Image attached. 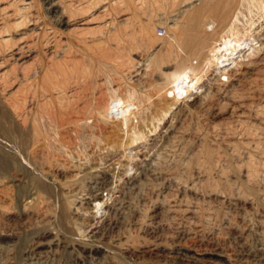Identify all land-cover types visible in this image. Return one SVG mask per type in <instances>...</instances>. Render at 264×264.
Instances as JSON below:
<instances>
[{
    "label": "rangeland",
    "instance_id": "obj_1",
    "mask_svg": "<svg viewBox=\"0 0 264 264\" xmlns=\"http://www.w3.org/2000/svg\"><path fill=\"white\" fill-rule=\"evenodd\" d=\"M24 1L18 0L17 4L22 5ZM30 1H33V8L27 10L28 16L34 14L32 18L37 16L41 23L54 26L43 1ZM61 1L62 6L67 8V16H73L76 23L60 29L63 39L73 43L75 54L78 55L76 57L81 56L80 51L76 53L80 49L78 38L81 33L108 19H114L109 27L115 33V39L106 44L108 48L105 47L113 58L109 67L122 68L121 65L130 58L141 61L142 65L141 62L137 65L136 72L131 69V73L128 67L127 73L119 69L126 73L121 74L124 75L121 78L125 83L138 85L145 94L155 92L152 99L159 104H169L175 100L172 91L177 81L169 76L174 73L177 64L166 67L162 54L168 51L169 42L174 39L187 13L200 1L191 0L194 5L188 0L187 3L185 0H142V3L141 0H119V3H113V0ZM136 1H140L139 4ZM104 4L107 6L106 15L100 13V7ZM86 18L92 19V24H83L81 20ZM138 24L146 25L149 34L133 33ZM23 27L22 32H28L34 25L29 21ZM132 33L134 39L130 38ZM255 33L256 40L251 47H263L259 50L262 52H259L260 58L259 53L256 57L264 59V20L257 25ZM135 38L139 48L130 49ZM17 41H20L18 45L31 44L33 36L30 34ZM14 43H11L12 47H15ZM5 48L10 47L4 45ZM43 51L45 53V46ZM17 52L14 50V53ZM9 55L7 64L0 67V72H5L4 80L0 81V90L6 88L3 96L11 93L12 103L27 96L25 109L30 113L33 103L35 106V101L32 104L29 101L32 99L31 87L25 83L21 87L18 83L20 79L32 78L34 75L33 60L24 58L25 63L20 65L16 60L18 56L9 58ZM242 60L239 57L236 64L234 62L225 69L230 71L228 73H235L239 68L237 62ZM259 70V75L252 78H230L229 81L219 78L224 73L223 69L213 71L209 78L174 104L172 112L162 122L154 121L150 127L144 124L143 130L147 134L144 140L127 148H112V144L108 145L111 149H107L105 141L101 145L99 143L100 146L93 141L95 144L91 143L88 148L91 156L89 162L81 160L78 155L76 157L77 152H73L77 151L76 148L70 146L74 157L67 154L57 156L59 158L56 161L46 165L47 175L36 174L35 163L42 145H36L39 149L33 146L30 127L18 122L1 102L0 264H188L187 256L216 248L227 254L225 256L230 264H253L250 253L264 252V119L259 113V109L264 107V66H260ZM121 78H118V82L123 80ZM125 83L122 82L124 87ZM20 87L24 89L21 91ZM123 94L122 91V97ZM14 95L17 96L16 101ZM133 99L138 103L144 100L137 97ZM130 103L124 106L126 110L131 107ZM155 125L157 131L153 130ZM112 127L115 128L116 123L107 125L109 131H113ZM19 133L24 134L22 149L19 135H16ZM125 140L126 136L124 144L127 142ZM101 146L106 149H101ZM144 166L154 172L142 177L138 190L130 189L128 183L140 176ZM21 167L26 168L27 172L21 171ZM18 172L23 175L19 184L10 181ZM30 174L40 182L32 181ZM46 184L52 189L50 194L38 189L39 185ZM18 189H24L28 195L19 204L15 201ZM26 204L28 210L24 208ZM63 209L69 212L65 222L61 219ZM36 211L38 213L35 215ZM46 229L61 235L70 246L98 245L106 247L109 252L105 257L84 253H72L71 256L67 249H62L57 259L47 263L27 260L26 250L34 240L43 236ZM2 232L5 235L17 233L19 243L7 246V239L2 237Z\"/></svg>",
    "mask_w": 264,
    "mask_h": 264
},
{
    "label": "bare ground",
    "instance_id": "obj_2",
    "mask_svg": "<svg viewBox=\"0 0 264 264\" xmlns=\"http://www.w3.org/2000/svg\"><path fill=\"white\" fill-rule=\"evenodd\" d=\"M42 1L44 5L47 6V14L49 15V19L51 22H53L54 26H48L45 23H41L37 16L36 18H32L34 15L33 13V15L31 14L32 17L28 16L29 13L27 14V10L33 8V1L31 2L30 0H26L23 4L21 3L22 5H19V3L17 4L18 0H0V67L4 66V64H7L6 62L10 60L7 57L10 52L9 58L18 56L16 60L20 65L25 63L24 58L33 60L32 65L34 75L32 76L31 74L32 78L20 79L18 85H21V87L22 85L25 86L26 84L30 85L32 90V95L30 93L32 99H30L32 101H29L30 104L35 101V106L33 103L32 109L31 107L29 108V110L31 109L30 113H27L25 109L26 103H28V99L26 98L27 96L24 97V95V98L18 99V102L12 103L13 97L11 98V93H8L9 96L7 94L6 96H3L5 94L4 89L6 88H2L3 92H0V103L2 102L4 104L3 106H5V108L7 107L9 112L13 113L14 117L18 120V122H21L24 127L27 125L30 127L28 128L30 129V136L33 137V146L38 147L36 145H42L40 149L38 147V160L35 163L37 167V173L34 171L36 174L39 172V174L47 175L48 173L46 165H49L50 162L56 161L55 159H58L59 157L57 158V156L59 155L61 157L62 155L67 154L69 157H74L75 154L71 153L73 150L70 152L72 146L73 148H76H74L75 150H77L73 151L74 153L77 152L75 155L76 157L78 155L81 160H88L89 162L91 156L88 154V148H90V144L93 141L95 143L97 142L98 145L99 143L101 145L102 141H105L106 147L112 144L110 146L112 148L113 146L117 148H123L125 146L127 148L130 145L144 140L147 134L143 130V125H146L147 123V126L150 127V124L154 123V121L162 122L173 109V105L178 103L179 100L184 99L186 93L192 92L197 87V85L202 83L206 78H209L210 73L213 71H221V69H223L224 71L222 72L224 73H222V75L220 74L221 76L219 78H225L224 80L228 79L229 81L230 78L233 80V78L237 79L238 77L243 79L257 76L260 72L259 67L264 66V63H261L264 61V59H258L256 57L258 53L261 52L259 50H262L263 47L262 49L260 48L261 46L258 48L251 47L252 43L256 40L255 30L257 25H259V23L264 20V0H198L200 3L196 5H194V2H191V0H188V3H191L194 6L190 9L191 11L187 13L188 15L184 18L181 26L175 33L174 39L169 42L168 51L162 54L163 64L166 67H169L170 64H177L176 70L171 76H169L170 78H175L177 81V84L172 91L176 98L172 103L159 104L157 101L152 99V95H154L155 92L151 91L150 93L146 94L142 93L138 85H133V83L130 81H128V83L130 82L132 85H128L125 83L124 79L121 78V76H124L121 75L123 71H126L127 73V67L129 68L128 71L131 72V69H133L132 71L136 72V67L141 61L137 62L134 59V63V61L130 58L125 64L123 63L121 65L122 68L109 67V63L111 62V59L113 60V58H111V53L107 52L105 47L107 46L108 48V45L106 44H110V42L115 39V33L109 27L112 25V22H114V19H108L99 25L92 27L89 29V31L81 33L80 38H78L80 49L78 47L79 50L77 49L78 51H76V53L80 51L81 56L76 57L78 55L75 54L73 43L65 41L62 37L63 33L60 31V29H63V27L68 28L76 24L74 22L73 16H67V8L62 6L61 0ZM186 1L187 0H185V2ZM112 2L119 3V0H113ZM138 2L137 4H139ZM100 9H102L100 13L102 12L101 14L106 15L107 6L104 4V6L102 5ZM89 19L90 18H86L82 19L81 21L84 22L83 24H92V19ZM29 21L31 25H34V28L28 29V32H22V29L24 28L23 26ZM146 31L148 32L146 25L138 24L136 25L133 33L137 34L140 32L149 34ZM133 33L130 36L131 39H134ZM30 34L33 36V41L31 44H17L20 42L17 40H21ZM87 34L91 36L87 37ZM18 36H21L20 39L17 38ZM12 42H15L13 44L15 47L11 46ZM4 45L10 48L3 49ZM43 46H45V53H43ZM136 47L139 48L138 40L135 38V41H133V43L130 45V49H135ZM14 50L18 52L14 53ZM247 52L249 54H246ZM6 53H8V55ZM260 55L261 54L259 53V58ZM239 57L240 59L244 60H242L240 63L237 62L238 64L236 66L239 67L237 71L235 73H228L230 71L227 72L225 68L232 63L234 64V62L236 64V59ZM140 64L142 65V62ZM140 66L138 67L140 68ZM148 67H150V65ZM119 69H123V71L121 72ZM137 74L139 73L137 72ZM4 76L5 72H0V81L4 80L2 79ZM148 76L149 73L147 77ZM129 77L130 76L126 77V79ZM118 78L123 80L118 82ZM122 82L123 84H126L125 87L122 85ZM22 89H24V87L20 90L22 91ZM122 91L125 94V96L123 94V97L121 95ZM134 97L144 100L138 103L135 101V99H133ZM16 99L17 96L14 100L16 101ZM127 101L131 102V107H129L128 104L129 108L126 110V107L124 106H127ZM1 109H3V107ZM259 113L264 119V107L259 109ZM91 121L93 122L92 124L90 123ZM110 121L116 123V127H112L114 128L113 131H109L107 128V125L112 123ZM6 125L7 123L5 126ZM259 129L261 128H258V130ZM153 130H158L156 125ZM153 130L151 132H153ZM16 135H19V144L22 149L24 134L19 133ZM48 136L51 137L48 138ZM54 136H59V138L56 139L57 137L55 138ZM125 136L127 137V140H125L127 142L124 144ZM40 142H43V144ZM94 144L92 143V145ZM13 145L15 144L13 143ZM257 147H259V145H257ZM102 148L105 147L101 146V149ZM107 149L111 148L108 146ZM262 154H264V151ZM249 166V168L253 170V167L251 165ZM20 170L27 172V169L24 167H21ZM152 170L144 166L140 176L132 178V182L128 183L130 184L129 188L132 190L137 189L142 182V177L147 175L149 172H154ZM21 173L22 172H18L16 176L11 175L13 177L10 181L21 183L23 180V175H21ZM24 176H26V174ZM31 176L32 181L38 183L40 182L38 178L33 175ZM96 176H98V174ZM10 178L7 179L9 180ZM38 189L39 191L44 190L48 194L52 192L51 187L47 184L42 186L39 185ZM26 197H28L27 192L24 191V189H18L16 192L15 201H18L19 204L21 203V200ZM98 199L99 197L95 198V200ZM23 201L24 200H22V202ZM27 204L25 206L23 205L24 208L27 207ZM78 209L81 208L79 207ZM78 209L76 210L78 211ZM28 212L26 216H28ZM37 213L38 211H36L35 215ZM68 213V210L64 209L61 212V219L64 222L69 218ZM81 214L83 215V213ZM86 215L84 214V216ZM56 218L54 219L56 220ZM1 235L2 237H6V241L9 244H7V246L9 247L15 246L19 243V236L17 233L8 235L3 233ZM176 236L178 237V235ZM28 248L29 249H27L26 252L24 251L27 260L44 263L57 259V257L60 256L59 252L62 249H67L69 254H97L100 255L99 257H105L109 252L106 247L98 245L90 246L84 244L77 245L76 247L70 246L65 242L61 235L54 233L50 229H46L43 236L37 240H34L31 243V246ZM9 251H11V248ZM223 252L217 248L214 250H206L201 253L197 252L191 256H187L189 261L188 264H222V262L230 264L229 260L226 258L227 256H225L227 254H223ZM73 254L71 256H73ZM250 254V256L253 257V262L255 264H264V252L253 251V254ZM31 263L32 262H29V264ZM7 264L12 263L10 262Z\"/></svg>",
    "mask_w": 264,
    "mask_h": 264
}]
</instances>
